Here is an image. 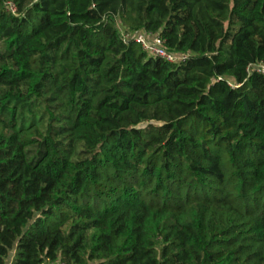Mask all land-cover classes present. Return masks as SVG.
<instances>
[{
  "label": "trees",
  "instance_id": "trees-1",
  "mask_svg": "<svg viewBox=\"0 0 264 264\" xmlns=\"http://www.w3.org/2000/svg\"><path fill=\"white\" fill-rule=\"evenodd\" d=\"M258 62L264 0H0V264H264Z\"/></svg>",
  "mask_w": 264,
  "mask_h": 264
},
{
  "label": "built area",
  "instance_id": "built-area-1",
  "mask_svg": "<svg viewBox=\"0 0 264 264\" xmlns=\"http://www.w3.org/2000/svg\"><path fill=\"white\" fill-rule=\"evenodd\" d=\"M5 10L13 16H18L17 7L11 1L4 2ZM123 43L134 41L150 57L159 58L167 63L180 65L188 60L187 54H179L170 51L165 40L159 34L146 31H128L125 28L119 30ZM247 75L256 73L264 76V64L262 62L250 63L246 68ZM53 264V263H52Z\"/></svg>",
  "mask_w": 264,
  "mask_h": 264
},
{
  "label": "rangeland",
  "instance_id": "rangeland-1",
  "mask_svg": "<svg viewBox=\"0 0 264 264\" xmlns=\"http://www.w3.org/2000/svg\"><path fill=\"white\" fill-rule=\"evenodd\" d=\"M117 26H118V29H124V27L120 24V22H117ZM12 259V256L10 257V259L8 260L7 263H9ZM46 264H52V263H46ZM53 264H59V263H53Z\"/></svg>",
  "mask_w": 264,
  "mask_h": 264
}]
</instances>
